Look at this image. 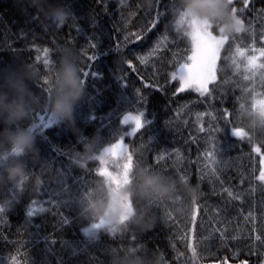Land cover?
<instances>
[{"label": "trees", "instance_id": "trees-1", "mask_svg": "<svg viewBox=\"0 0 264 264\" xmlns=\"http://www.w3.org/2000/svg\"><path fill=\"white\" fill-rule=\"evenodd\" d=\"M58 2L71 13L63 25L42 17L31 0H0V69L35 65L40 77L34 87L47 96L57 46L69 44L79 53L86 84L73 125L44 127L49 113L38 108L32 114L38 152L23 159L41 182L0 185V264H111L114 248L139 252L146 264L156 251L163 253L164 264H264V181L259 180L264 140L250 136L242 119L247 100L254 108L264 99V69L245 68L246 56L256 55L257 64H264L253 51L264 48V0L229 1L245 31L227 36L216 80L203 95L177 91L179 80L172 78L191 55L190 28L176 25L177 0ZM208 23L210 33L223 35ZM229 53L232 59L225 61ZM129 112H144L149 123L126 140L132 154L128 174L134 165H146L199 185L200 198L185 214L171 206L153 208L157 220L150 231L129 225L89 238L83 230L99 220L82 214V202L98 179L104 178L110 203V185L95 156L124 140L129 128L122 120ZM234 128L244 135H232ZM93 136L96 153L79 167L71 155Z\"/></svg>", "mask_w": 264, "mask_h": 264}, {"label": "clouds", "instance_id": "clouds-1", "mask_svg": "<svg viewBox=\"0 0 264 264\" xmlns=\"http://www.w3.org/2000/svg\"><path fill=\"white\" fill-rule=\"evenodd\" d=\"M31 6L42 17L50 18L58 25H63L71 14L58 0H31ZM177 6V15L207 20L213 28L222 30L223 35L245 31L229 0H177ZM224 59L230 61L231 53ZM51 72L53 80L47 96H44L38 94L34 87L40 77L35 65L20 62L18 66L0 69V185L12 182L20 186L26 179L35 184L41 182L40 174L30 173L23 159L30 153L38 152V126L32 119L34 111L45 109L56 124L71 126L74 123L76 105L84 97L86 89L78 51L69 44L58 45ZM246 103L249 107L242 117L244 127L250 136L264 140V105L253 108L248 100ZM97 147L96 136L84 138L82 150L72 153V162L80 167L93 157ZM121 191L133 202L126 220L120 219L118 210L105 214L109 197L104 178L98 179L93 194L82 202V214L93 220H102L103 227L111 234L129 225L146 232L155 226L157 220L153 208L171 206L178 213L185 214L191 204L200 198L199 185L154 171L146 165L133 166L129 180ZM164 260L163 253L156 251L147 264H164ZM111 264H146V261L139 252L114 248L111 250Z\"/></svg>", "mask_w": 264, "mask_h": 264}, {"label": "snow or ice", "instance_id": "snow-or-ice-1", "mask_svg": "<svg viewBox=\"0 0 264 264\" xmlns=\"http://www.w3.org/2000/svg\"><path fill=\"white\" fill-rule=\"evenodd\" d=\"M123 3L124 0H121ZM232 3V0H230ZM244 4H248V0H244ZM234 14L237 13V9L233 7ZM237 15V14H236ZM238 16V15H237ZM238 18H240L238 16ZM241 24L245 27L244 22L240 19ZM187 23L190 31L188 35L191 38V55L187 57V60L184 63L179 64V67L175 72L172 73L173 79L179 80V89L177 91L194 88L197 92L203 95L205 92L208 91V83L216 78V66L217 61L219 59V52L224 45L225 41L228 39L227 36L223 35H214L207 30L206 26H201L196 24L193 21H187L183 14L180 15L179 20L176 21V25L179 28L180 25ZM261 39L264 40V36H261ZM93 48L98 47V43L92 44ZM236 51L241 55L245 56V50L237 46ZM254 52L258 51L261 57H264V48L261 49H253ZM43 52L45 53L44 56V63L45 65L49 64V58L47 56L49 49L44 48ZM93 60L97 59L96 55L91 57ZM247 60V64L245 68L248 70H255L257 68L264 69V64H257V56L251 55L245 57ZM141 60H144V57H141ZM131 63V61H129ZM233 63H236L235 58H233ZM237 68H239V64H237ZM93 75H96L94 73ZM247 78V77H246ZM48 77H45L47 80ZM262 80H264V76H262ZM141 99H143L141 97ZM254 104L264 105V99H260L255 101ZM132 122L134 125L128 135L135 134V132L144 127L149 123L148 120L144 119V112H140L139 114H133L131 112L127 113L122 120V123L128 124ZM55 123L52 118L50 117L47 122L44 124V127H48V125ZM203 131V128H201ZM232 135L234 136H241L244 135L242 131L238 128L232 129ZM257 152L260 151V148L257 147L255 149ZM209 156H213V153L209 152ZM123 157L124 163L127 162V159L132 157L131 152L126 151V145L123 142V137L120 138L119 141L116 143L111 144L107 148L103 150V153L100 157L101 163L104 164L107 162V158H112V162L116 167L123 169L124 163H120V158ZM215 159V157H213ZM105 169V168H104ZM213 173H215V169H213ZM103 174V172H102ZM186 179V177H185ZM260 181H264V170L260 172L259 176ZM264 187V185H262ZM3 210V206H0V211ZM30 214H34L32 210H30ZM103 226V221L99 220L98 223L93 224V228H101ZM258 240L261 238L258 236ZM261 243L264 244V240H261Z\"/></svg>", "mask_w": 264, "mask_h": 264}, {"label": "rangeland", "instance_id": "rangeland-1", "mask_svg": "<svg viewBox=\"0 0 264 264\" xmlns=\"http://www.w3.org/2000/svg\"><path fill=\"white\" fill-rule=\"evenodd\" d=\"M185 18L187 21H193L198 25L206 26L208 28L209 23L207 20H200L195 16L191 17L190 19L187 18L186 16H185ZM223 46L224 45H222V48H223ZM222 48H221V50H222ZM221 50L219 52V58H220ZM218 62H219V59L217 61V65H218ZM216 69H217V66H216ZM215 80H216V78L214 80L210 81L208 83L207 87L209 88L210 84H212ZM188 90L197 92L194 88L183 89V90H180V92H184V91H188ZM197 93H199V92H197ZM127 126L129 128L128 133H130L131 129L134 125L132 124V122H129ZM133 135L134 134H132V135L126 134V137L123 140L124 144L126 145V151L127 152H128V146L126 144V140L128 139V136L132 137ZM102 153H103V151H101L97 156H95V159H97L100 163V173L102 174V172H103L102 175L105 177V179L108 181V183L110 185V203H109V207H108L105 214L107 215L108 211H110V210L111 211L118 210L120 213V219L122 221H124V220H126V214L132 210L131 200H128L126 193H122V191H121L122 188L124 187V185L128 181V175L129 174H128L127 162L124 163L123 157L120 158V163L121 164L124 163L123 169L116 167L114 165V163L112 162V158H107V162L102 164L101 160L98 158L101 156ZM260 162H261V171H262V170H264V154H260ZM92 226H93V224L91 226L86 227L83 230L84 235L89 237V238L97 237L98 234L102 230L105 229L103 226L101 228H93Z\"/></svg>", "mask_w": 264, "mask_h": 264}]
</instances>
